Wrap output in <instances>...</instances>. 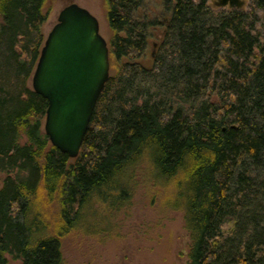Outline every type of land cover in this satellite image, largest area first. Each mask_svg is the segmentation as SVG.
I'll use <instances>...</instances> for the list:
<instances>
[{"label": "trees", "instance_id": "obj_1", "mask_svg": "<svg viewBox=\"0 0 264 264\" xmlns=\"http://www.w3.org/2000/svg\"><path fill=\"white\" fill-rule=\"evenodd\" d=\"M46 1L0 0V264H63L83 209H118L144 163L184 195L189 264H264V0H106L110 75L76 157L30 82Z\"/></svg>", "mask_w": 264, "mask_h": 264}, {"label": "rangeland", "instance_id": "obj_2", "mask_svg": "<svg viewBox=\"0 0 264 264\" xmlns=\"http://www.w3.org/2000/svg\"><path fill=\"white\" fill-rule=\"evenodd\" d=\"M73 1L97 17L100 33L109 42L113 32L108 24L106 0H47V19L42 26L45 37L56 23L59 11ZM208 2L214 9L233 8L229 1ZM249 4L250 0H242L238 8L248 10ZM160 33L157 29L149 38L146 54L138 59L141 64L152 65ZM146 165L134 170L130 198L118 209L112 204L116 197H95L83 209L75 229L63 239V264H189L192 239L185 225L184 195L175 196L179 190L176 191L173 181L150 178ZM4 176L0 172V186ZM123 193L117 190L110 196H127L130 191Z\"/></svg>", "mask_w": 264, "mask_h": 264}, {"label": "water", "instance_id": "obj_3", "mask_svg": "<svg viewBox=\"0 0 264 264\" xmlns=\"http://www.w3.org/2000/svg\"><path fill=\"white\" fill-rule=\"evenodd\" d=\"M240 7L242 0H221ZM109 43L97 17L73 1L45 37L31 82L48 101L44 131L70 157L78 156L99 95L110 75Z\"/></svg>", "mask_w": 264, "mask_h": 264}]
</instances>
